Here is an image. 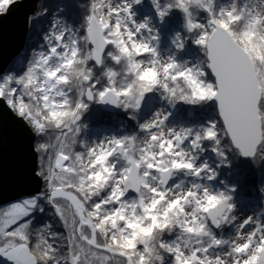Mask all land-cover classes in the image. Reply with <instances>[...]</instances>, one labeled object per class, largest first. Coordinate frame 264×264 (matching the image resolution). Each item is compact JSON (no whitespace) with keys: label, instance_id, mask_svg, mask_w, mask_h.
Listing matches in <instances>:
<instances>
[{"label":"snow or ice","instance_id":"snow-or-ice-1","mask_svg":"<svg viewBox=\"0 0 264 264\" xmlns=\"http://www.w3.org/2000/svg\"><path fill=\"white\" fill-rule=\"evenodd\" d=\"M22 2L0 0V19ZM79 7L44 29L47 7L26 15L37 38L0 69L41 185L0 202V262L264 264V182L245 213L229 180L234 163L264 164V0ZM97 106L114 130L92 126Z\"/></svg>","mask_w":264,"mask_h":264},{"label":"water","instance_id":"water-1","mask_svg":"<svg viewBox=\"0 0 264 264\" xmlns=\"http://www.w3.org/2000/svg\"><path fill=\"white\" fill-rule=\"evenodd\" d=\"M36 0H23L0 19V69L20 51L27 26L24 17ZM33 135L9 109L0 104V202H7L40 188L31 175ZM2 264V262H0Z\"/></svg>","mask_w":264,"mask_h":264},{"label":"rangeland","instance_id":"rangeland-1","mask_svg":"<svg viewBox=\"0 0 264 264\" xmlns=\"http://www.w3.org/2000/svg\"><path fill=\"white\" fill-rule=\"evenodd\" d=\"M42 1V2H41ZM50 2H46V0H36V4L37 2L40 3L38 4L39 6L38 7H47L48 9V15L47 16H44V17H41V19L38 21V25L41 29H44V28H47L48 26V22L49 20L51 19V17L53 15L56 14V11L58 9H60L61 7L64 8L61 4H59L58 2H62L63 0H58L56 2H54V6H51L52 4V0H49ZM86 2V0H85ZM53 5V4H52ZM36 9V5H35V8L32 9V12ZM141 11H145V9H141ZM62 15V14H61ZM66 18V17H65ZM69 21H71L70 19H68ZM171 26V24H170ZM27 31L25 32V46L22 48V50H20L15 56L14 58H12L9 62H8V65L5 67V69H8L12 66H14L15 64H17L18 61H20L26 54V50L29 48V44H30V41H29V37L31 36L33 38V40L31 42H35L36 38H37V33L36 32H30L29 31V27L27 26ZM94 112H97L98 110H100V108L97 106V107H94L93 108ZM188 110H191L194 112V117L195 119H203V118H206L207 116L210 115L209 112L205 111V110H202V109H187L186 111ZM92 111V113L90 114V117L89 119L92 120L91 123H92V126L95 127L101 123H104V121L106 120V123L107 124H110L112 129L114 130L116 128V125H117V120L115 119H111L110 117L108 119L105 118V120L103 121L102 118L98 119L100 116L96 115V118H93L95 117V113ZM202 113H206V115H202ZM98 114L100 115V113L98 112ZM101 115H105V113L102 111L101 112ZM234 167H235V164H233L232 166V175L229 177V180L230 182L232 183H235L239 186L240 190H241V193H238V195H244V196H247V197H250L251 199L249 200V205L247 207L244 208V211L245 213H250L252 211H255L258 207H259V193L256 191V189L258 188L259 184L261 182H264V165L261 167V169L258 171L256 177H254V182H253V185L252 187L248 188V190H246L244 193V191H242V186L243 184L242 183H239L238 181H236L232 176H233V171H234ZM240 181V180H239ZM41 187V185H40Z\"/></svg>","mask_w":264,"mask_h":264},{"label":"trees","instance_id":"trees-1","mask_svg":"<svg viewBox=\"0 0 264 264\" xmlns=\"http://www.w3.org/2000/svg\"><path fill=\"white\" fill-rule=\"evenodd\" d=\"M56 1H58V0H52L53 5L51 4V6H54V4H55L54 2H56ZM46 2H50V1L46 0ZM40 3L37 2L36 8L39 6L38 4H40ZM58 3L64 7L63 8L64 11L61 14L64 17H66L67 19H70L71 21H76L79 19L80 15L83 11V9H81L79 7V5L82 3H85V0H63L62 2H58ZM7 65H8V63H7ZM93 112H94V110H93ZM98 112L100 113V115L98 114ZM101 112H102V110H98L97 112H94L95 117H93V118H96V115H98V116H100L98 119L102 118L104 121L105 118L108 119L110 117V114H108V113H105V115L102 116ZM201 114L206 115V113H202V112H201ZM104 123H106V120L104 121ZM34 142L35 141L33 138V143ZM234 164H235V167H234V171H233L234 173H233L232 177L236 181H238L239 183L243 184L242 191H244V193H246L245 191L248 190V188L252 187L253 182H254V177H256L258 171L261 169V167L264 164H261L260 166H253L250 162L244 161V160H241L238 163H234ZM49 219H52V218L49 217L47 214H44V215L37 214L36 223L40 224V223H43ZM53 223H55L54 220H53Z\"/></svg>","mask_w":264,"mask_h":264}]
</instances>
